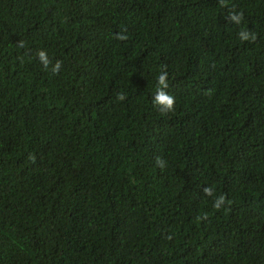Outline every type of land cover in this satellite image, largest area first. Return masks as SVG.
<instances>
[{
	"label": "trees",
	"instance_id": "obj_1",
	"mask_svg": "<svg viewBox=\"0 0 264 264\" xmlns=\"http://www.w3.org/2000/svg\"><path fill=\"white\" fill-rule=\"evenodd\" d=\"M0 264H264V0H0Z\"/></svg>",
	"mask_w": 264,
	"mask_h": 264
},
{
	"label": "clouds",
	"instance_id": "obj_2",
	"mask_svg": "<svg viewBox=\"0 0 264 264\" xmlns=\"http://www.w3.org/2000/svg\"><path fill=\"white\" fill-rule=\"evenodd\" d=\"M229 18L232 22L239 25L241 23L242 14L239 12L230 13ZM237 35H238V39L242 42L252 41L255 40L256 38L254 33L246 29H241L237 33ZM36 56L39 62L43 65V67L47 69L50 64L48 53L45 50L41 49L37 51ZM60 68H61V62L56 61V63L51 66V71L53 73H56L60 71ZM167 77H168V73L166 71H160L155 77L156 91L155 94L153 95L152 103L153 106L156 107L161 114H167L169 112H172L174 111L175 108V97L166 91V89L168 88ZM117 98L122 100L124 97L123 95H119ZM204 191L209 195L212 194L211 189L206 188ZM222 203H223V197H219L218 199L215 200L214 206L216 208H219Z\"/></svg>",
	"mask_w": 264,
	"mask_h": 264
}]
</instances>
